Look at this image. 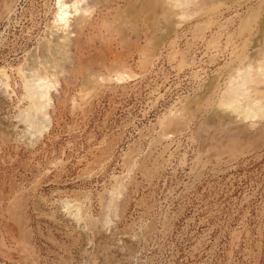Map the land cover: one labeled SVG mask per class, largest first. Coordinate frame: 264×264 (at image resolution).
<instances>
[{
    "label": "rangeland",
    "instance_id": "rangeland-1",
    "mask_svg": "<svg viewBox=\"0 0 264 264\" xmlns=\"http://www.w3.org/2000/svg\"><path fill=\"white\" fill-rule=\"evenodd\" d=\"M56 1L0 0V264H264V117L216 109L264 0H100L68 49Z\"/></svg>",
    "mask_w": 264,
    "mask_h": 264
},
{
    "label": "bare ground",
    "instance_id": "bare-ground-1",
    "mask_svg": "<svg viewBox=\"0 0 264 264\" xmlns=\"http://www.w3.org/2000/svg\"><path fill=\"white\" fill-rule=\"evenodd\" d=\"M116 1H122V0H106V2L104 3L105 5H102V6H106V7L110 6L111 3L116 2ZM144 1L146 2V0H135V3H140V2H144ZM208 1L209 0H161L158 2L159 7L155 9V15L156 16L161 15L165 19H170V22L172 24H175V23H177L176 22L177 20L176 21L173 20L174 16H178V18L187 16V18H188V15L194 13L197 9L200 10V8H202L203 6H206ZM216 1H221V0H216ZM56 2H57V7H56V12L53 13L54 15H53V19L51 21V27L55 31L59 30L60 33L55 38L56 43H54V44L56 46L58 44L61 45V46H59L60 48L63 47V49L64 48L68 49L69 46L72 45V44L69 45V41H68V38H70L69 37L70 34H71V38H72V34L74 35V38H76L81 32H83L87 29V27L89 26V16L92 13V9L97 7V5L101 3V1L100 0H90V2H88V0L87 1H85V0H58ZM211 3H212V0H211ZM168 5H169V8H167ZM189 5L193 6V9H196V8L197 9L195 11L192 10V12H187V10L185 11L184 9L187 8ZM152 6H153V4H152ZM111 9H113V8H111ZM134 9H136V7ZM99 10H102V9L100 8ZM128 11H130V10H128ZM116 12H118V11H116ZM114 14H115L114 17L113 18L111 17V18L114 21H119L121 19V16L115 12H114ZM111 15H113V14H111ZM150 16H151V14H150ZM150 19H151V17H150ZM165 22L166 21H164V23ZM69 28H70V30H69ZM73 41H74V39H73ZM62 43H64V44L62 45ZM55 45H53V47H51V49L56 47ZM59 47H58V49H59ZM241 59H240L239 64L237 65V67L233 70L232 74H230L231 77L228 76L229 80H228L227 84H225L226 86H225L224 91H222L223 93L221 95H219L216 109L220 110L222 108L223 111L226 109L228 111V113L231 116H233V118H236L240 121L252 120V119H261L264 117V48L260 49V51H257L254 54V56L247 58L245 61L244 60L241 61ZM54 66L56 67V65H54ZM27 71L28 70H26V72ZM34 77H36V76H34ZM26 81H27L26 85H25V91L27 92L26 94H28L29 95L28 97H30V98L34 97L33 98L34 106L37 107V109H40V107L42 109V107H44L45 100L48 99V95H49L48 92L52 89L51 87H53V85L56 83V80H54V81L48 80L43 75V76H38L36 79H28ZM5 85H6V83H5ZM37 99H39V100H37ZM222 109H221V111H222ZM44 113H46V112H44ZM225 118H226V116H225ZM31 123L33 125L34 122H31ZM31 123H29V124L31 125ZM251 123H253V122H251ZM251 123L249 124V127H252L254 125V124L252 125ZM32 125L30 127H32ZM45 130H46L45 121L39 122V124H37L36 132L41 134Z\"/></svg>",
    "mask_w": 264,
    "mask_h": 264
}]
</instances>
